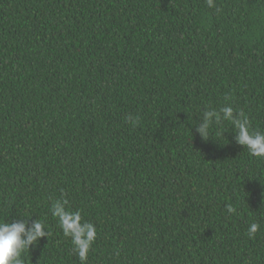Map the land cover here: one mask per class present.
I'll list each match as a JSON object with an SVG mask.
<instances>
[{
	"label": "trees",
	"instance_id": "obj_1",
	"mask_svg": "<svg viewBox=\"0 0 264 264\" xmlns=\"http://www.w3.org/2000/svg\"><path fill=\"white\" fill-rule=\"evenodd\" d=\"M214 3L0 0V222L48 226L24 264H81L57 200L85 264H264V158L194 127L264 133V0Z\"/></svg>",
	"mask_w": 264,
	"mask_h": 264
},
{
	"label": "clouds",
	"instance_id": "obj_2",
	"mask_svg": "<svg viewBox=\"0 0 264 264\" xmlns=\"http://www.w3.org/2000/svg\"><path fill=\"white\" fill-rule=\"evenodd\" d=\"M208 7H215L214 0H206ZM131 119V118H129ZM227 121L234 125L236 131L235 141L238 145L247 147L249 153L258 158H264V133L251 131L250 124L243 113L234 114L232 106L205 110L199 124H194L195 133L203 139L210 138L213 124ZM67 201L57 200L51 206V214L59 221V226L65 237L70 238L81 264H85L88 253L97 238L96 227L84 221L79 211H71ZM227 212L234 214L236 209L228 205ZM48 226L41 219L32 223L31 227L24 222H0V264H24L21 254L30 250L31 246L39 244L41 238L46 236ZM258 223H252L248 228V235L254 236L259 230ZM48 233V231H47ZM49 235V233H48Z\"/></svg>",
	"mask_w": 264,
	"mask_h": 264
}]
</instances>
